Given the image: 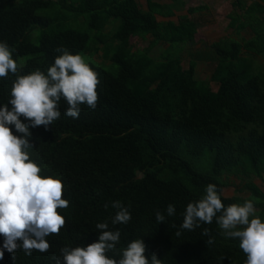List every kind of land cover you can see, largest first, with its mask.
<instances>
[{"label":"trees","instance_id":"16d2710c","mask_svg":"<svg viewBox=\"0 0 264 264\" xmlns=\"http://www.w3.org/2000/svg\"><path fill=\"white\" fill-rule=\"evenodd\" d=\"M235 2L226 15L227 28L247 30L249 37L224 38L209 50L190 51L184 67L183 45L194 44L198 27L190 15L206 5L189 6L175 23L158 22L152 9H141L136 0H0V41L12 49L20 74L46 72L59 55L54 52L59 45L73 54L101 50L104 59L117 65L113 73L86 61L99 73L95 110L82 105L79 118L73 119L64 115L62 99L58 120L47 129H29L35 146L29 150L31 158L42 167V175L63 183L62 198L69 206L58 211L66 223L59 235L46 238L48 252L34 250L29 256L17 251L13 258L5 250L0 264H55L51 257L62 247L96 241L95 225L104 221L121 231L118 250L142 238L146 257L150 260L156 251L162 264H244L239 242L222 237L215 221L193 231L179 228L186 205L200 199L208 183L223 190L230 176L241 182L236 192L249 195L222 194V202L251 199L264 222V192L249 178L264 173V68L254 59L264 57V0ZM184 5L183 0H171L167 12ZM52 8L74 13L71 24L63 15L39 12ZM112 18L119 20L110 34L113 43L104 45L109 40L103 31ZM82 21L84 28L78 29L75 25ZM35 25L42 28L37 42L31 34ZM147 36L145 46L132 45L131 38ZM160 45L165 47L154 57L151 53ZM206 51L216 61L210 77L216 90L196 75ZM103 57L99 62L104 63ZM14 79L11 74L0 79V105L10 99ZM205 151L212 153L211 166L201 171L196 160ZM113 200L130 206L127 225H111L115 209L103 205ZM169 203L176 206V214L167 217L165 212V222L157 223L155 210L164 212ZM204 228L215 238L212 245L205 242L209 237L202 235Z\"/></svg>","mask_w":264,"mask_h":264},{"label":"clouds","instance_id":"9594fccd","mask_svg":"<svg viewBox=\"0 0 264 264\" xmlns=\"http://www.w3.org/2000/svg\"><path fill=\"white\" fill-rule=\"evenodd\" d=\"M54 52L59 55L46 72L36 69L20 74L12 49L6 41H0V79L15 76L10 99L0 105V236L3 237L0 259L5 250L13 258L17 251L29 256L34 250L48 252L51 245L46 238L59 235L66 223L58 211L69 206V201L62 198L63 183L59 178L42 175V167L31 158L29 150L35 146L30 142L29 129L38 126L47 129L58 120L62 99L67 105L64 115L73 119L79 118L82 105L90 110L98 105L99 73L82 55L71 53L66 46L59 45ZM10 126L20 135H15ZM222 194L216 184L208 183L203 196L186 205L179 228L193 231L215 221L222 237L239 242L238 247L246 256L244 264H264V222L256 215L253 200L225 205ZM103 207L115 209L110 218L112 226L127 225L132 219L130 206L120 200ZM165 212L167 217L174 216L176 206L169 203L164 212L155 210L157 223L165 222ZM95 228L96 241L84 246H64L51 259L55 264H162L156 251L151 253L150 260L146 257L142 238L133 239L118 250L121 243L118 228L110 229L108 221L97 223ZM175 234L180 236L181 231ZM202 235L209 237L207 245L214 243L209 228H204ZM109 252L115 256L110 257ZM224 259L220 257L219 261Z\"/></svg>","mask_w":264,"mask_h":264},{"label":"rangeland","instance_id":"374dc122","mask_svg":"<svg viewBox=\"0 0 264 264\" xmlns=\"http://www.w3.org/2000/svg\"><path fill=\"white\" fill-rule=\"evenodd\" d=\"M139 7L141 9H152L153 14L158 22H167V21H174L175 23L178 21V17L182 14L186 13V9L189 6H197V5H206L207 8L193 13L190 15L191 18L194 19V21L198 24L197 31L195 33L194 37V44L193 45H183L184 46V54H183V66L187 67L188 61L191 58L188 52L196 51L202 52L201 48H207L210 47L213 43L220 41L224 38H227L226 41L230 39H238L241 40L242 38L249 37V33L247 30H243L239 33H236L232 31L231 29L227 28V13L228 11L232 10L235 1L236 0H183L185 2L184 8H181L180 10H171V13H168V4L171 0H136ZM252 0H246L247 3L251 2ZM41 14H47L50 16L55 15H63L67 18L66 23H70V18L73 16L74 13H68L59 11V9L52 8V9H42L39 11ZM83 20L84 17L82 16ZM78 20H81L80 18ZM119 20L112 18L110 19V23L107 26L106 30L103 31L104 36H106V41L104 45L112 44V38L110 37V34L112 33L114 27L118 24ZM73 25V24H72ZM78 29L84 28V22L77 23L75 25ZM42 28L39 25H35L31 31L32 34V41L37 42L38 36L41 32ZM90 36H93V32H90ZM147 37H133L131 38L132 45L134 47H142L145 46L147 41ZM162 47H165V45H160L158 48L154 49L152 51V55L154 57L159 55L160 49ZM209 50V49H208ZM82 55L86 61H93L97 64L103 66L105 69L113 71V73L117 70V65L115 63H111L108 59H104L103 52L99 50L95 55L93 53L88 52H81L79 53ZM207 58L203 59L198 62L196 66V75L199 79H202L206 81L211 89L216 90L217 85L215 82L210 80L211 73L213 71V68L215 66V59L212 56L213 54L209 51H206ZM103 57V62L102 61ZM24 59V57H22ZM255 62L258 66H261V68H264V57L262 56H255L254 57ZM211 157L212 153L209 151H205V153L200 156L199 159L196 161L197 168L201 171H207L210 169L211 166ZM254 183H256L261 190L264 192V173L262 174V178H258L255 176L249 177ZM241 186V182L238 178L234 176H230L228 179V185L223 188V195L224 196H232V195H238L241 197H246L249 195V192L247 191H240L236 192V189Z\"/></svg>","mask_w":264,"mask_h":264},{"label":"crops","instance_id":"0c3cea01","mask_svg":"<svg viewBox=\"0 0 264 264\" xmlns=\"http://www.w3.org/2000/svg\"><path fill=\"white\" fill-rule=\"evenodd\" d=\"M183 15V14H182Z\"/></svg>","mask_w":264,"mask_h":264}]
</instances>
